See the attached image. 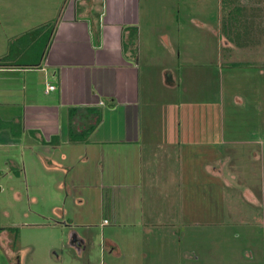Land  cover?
<instances>
[{
	"label": "rangeland",
	"instance_id": "obj_1",
	"mask_svg": "<svg viewBox=\"0 0 264 264\" xmlns=\"http://www.w3.org/2000/svg\"><path fill=\"white\" fill-rule=\"evenodd\" d=\"M237 1L245 14L230 25L224 0H137V42L143 62L153 59L155 103L175 104L173 125L197 142L185 166H174L180 180L171 195L121 189L118 206L145 214H122L121 225L109 217L107 226L88 230L57 213L77 206L59 186L62 173L39 158L41 148L0 146V264H264V0ZM12 26L0 23V47L7 30L22 32L21 23ZM29 42L16 43L12 58ZM40 44L19 62L36 58ZM167 67L181 79L169 99L160 84ZM3 75L0 112L11 120L24 105L54 99L44 96L43 74ZM132 193L139 195L133 202ZM96 202L92 192L90 206ZM161 204L174 207L169 226L127 219L163 217L149 213ZM75 232L91 240L85 253L70 246ZM109 240L119 254L108 252Z\"/></svg>",
	"mask_w": 264,
	"mask_h": 264
},
{
	"label": "crops",
	"instance_id": "obj_2",
	"mask_svg": "<svg viewBox=\"0 0 264 264\" xmlns=\"http://www.w3.org/2000/svg\"><path fill=\"white\" fill-rule=\"evenodd\" d=\"M138 22L137 0H0V23L22 25L17 34L7 29L6 36L1 33L0 75L43 74L48 86L44 96L54 94L52 101L24 105L12 120L0 112V119L19 125L18 136L9 127L0 128V146L41 148L39 158L62 173L59 186L77 206L73 213L66 205L57 213L63 221L88 230L107 226L111 217L114 225H121L122 214H145L137 205L125 211L118 206L121 189L142 185L146 192L153 188L160 189L162 197L171 195L180 180L174 178V166L184 167L186 151L197 143L189 138L190 130L173 125L175 104L172 108L167 101L155 103L153 59L146 56L143 62ZM25 38L32 42L20 45L12 58L15 44ZM40 42L37 57L20 63ZM160 84L169 99L181 79L167 67ZM158 116L165 121L161 125H156ZM92 192L96 207L90 206ZM138 197L132 193L131 202ZM149 213L165 216L127 219L169 226L167 215L174 207L161 204ZM107 242L109 253H120L118 244Z\"/></svg>",
	"mask_w": 264,
	"mask_h": 264
},
{
	"label": "trees",
	"instance_id": "obj_3",
	"mask_svg": "<svg viewBox=\"0 0 264 264\" xmlns=\"http://www.w3.org/2000/svg\"><path fill=\"white\" fill-rule=\"evenodd\" d=\"M224 6L227 7V12H228V16H227V22H229V24H236V22L242 21L244 14H245V7L242 6L241 4H239V1L237 0H224ZM1 123H0V128H11L12 129V133L14 136H18L19 133H16V128H18L19 130V125L15 124L14 122H6L2 119Z\"/></svg>",
	"mask_w": 264,
	"mask_h": 264
},
{
	"label": "flooded vegetation",
	"instance_id": "obj_4",
	"mask_svg": "<svg viewBox=\"0 0 264 264\" xmlns=\"http://www.w3.org/2000/svg\"><path fill=\"white\" fill-rule=\"evenodd\" d=\"M91 240L87 239L85 236L79 235L76 232L72 234L70 246L76 250L79 254L85 253L89 246ZM108 245V242H105V246Z\"/></svg>",
	"mask_w": 264,
	"mask_h": 264
},
{
	"label": "built area",
	"instance_id": "obj_5",
	"mask_svg": "<svg viewBox=\"0 0 264 264\" xmlns=\"http://www.w3.org/2000/svg\"><path fill=\"white\" fill-rule=\"evenodd\" d=\"M54 89H55L54 86H50V87H49V90H54ZM101 104L104 105V102H101Z\"/></svg>",
	"mask_w": 264,
	"mask_h": 264
},
{
	"label": "water",
	"instance_id": "obj_6",
	"mask_svg": "<svg viewBox=\"0 0 264 264\" xmlns=\"http://www.w3.org/2000/svg\"><path fill=\"white\" fill-rule=\"evenodd\" d=\"M1 190V189H0Z\"/></svg>",
	"mask_w": 264,
	"mask_h": 264
}]
</instances>
